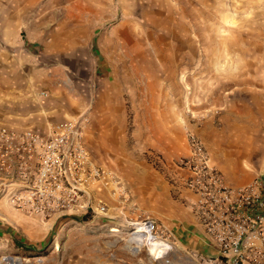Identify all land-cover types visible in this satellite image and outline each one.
I'll return each mask as SVG.
<instances>
[{
    "label": "rangeland",
    "instance_id": "obj_1",
    "mask_svg": "<svg viewBox=\"0 0 264 264\" xmlns=\"http://www.w3.org/2000/svg\"><path fill=\"white\" fill-rule=\"evenodd\" d=\"M91 9H98V14L92 15ZM12 22L25 28L28 24L33 31L64 25L72 35L78 26L91 22L97 27L95 39L106 36L105 45L113 60L108 66L110 74L130 73L131 88L141 83L137 79L141 73L147 89L172 86L176 80L171 74L178 73L182 87L198 88L196 98L202 100L203 87H218V80L209 72L219 66L204 63V56L226 57L224 66L232 70V57L239 55L244 74L255 68L264 78V0H0V26ZM220 29L226 31L225 36ZM220 39L226 41V49L219 45ZM123 41L129 49H122ZM72 47L61 59L68 64L71 76L65 93L69 95L67 102L78 110L73 116L87 125L92 107H79L73 95L79 89L90 95L103 73L98 74L97 65L83 59L93 60L91 46L83 49L73 41ZM42 52L35 50L37 62L21 63L25 54L18 53L16 44L7 45L0 35L1 124L20 129L18 125H23L45 134L62 121L64 111L59 107L66 104L60 101L58 89V96L51 95L44 81L36 78L28 80L34 86L27 92L22 89L24 79L18 81L12 72L27 66L36 76L42 66L51 69L61 65L56 59L43 57ZM122 55L129 56L128 63L115 62ZM244 77L251 78L250 74ZM18 89L21 102L7 97ZM209 98L214 100L216 95ZM187 114L192 121L199 117L192 111ZM112 228H119V233H113ZM130 233L127 223H109L103 218L41 222L0 201V264H136L139 257L126 248ZM186 252L182 264H190Z\"/></svg>",
    "mask_w": 264,
    "mask_h": 264
},
{
    "label": "crops",
    "instance_id": "obj_2",
    "mask_svg": "<svg viewBox=\"0 0 264 264\" xmlns=\"http://www.w3.org/2000/svg\"><path fill=\"white\" fill-rule=\"evenodd\" d=\"M94 13L97 15L98 9H91V14ZM26 27L13 22L10 26H0L4 42L16 44L18 53L25 54L21 63L37 62L34 53L40 49L43 57L56 59L61 65L51 69L42 66L35 72L36 76L27 66L23 71L12 72L18 81L24 79L22 89L27 92L34 86L28 80L36 78L44 81L51 95L58 96L55 92L59 90V99L66 104L59 107L64 111L62 121L73 118V112L78 111L74 104L67 102L69 95L65 91L70 86L71 76L68 64L61 62L74 47L73 41L83 49L92 47L93 60L86 56L83 59L95 63L98 74L103 73L90 95L83 93L85 89H79L73 98L79 107H92L85 138L93 160L121 177L130 203L136 206L135 211H131L129 205L124 209L118 207L109 192L100 187L97 194L109 207L105 220L123 225L128 216H148L164 224L177 237L181 249L213 254L214 247L190 206L193 196L186 186L187 173L179 166L180 159L189 154L186 134L191 130L200 138L227 185L242 187L258 176L264 177V78L261 74L255 68L244 74L239 55L232 57V70L224 66L226 57L204 56V63L219 66L215 67V72H209L218 80V87L213 90L203 87L202 100L196 98L200 95L198 88L188 84L182 87V75L178 73L171 74V79L176 80L172 86L163 84L155 89H147L141 73L137 75L141 83L131 88L130 73L110 74L108 66L113 60L105 45L106 36L95 39L97 27L91 22L78 26L74 35L64 25L49 31H33L28 24ZM23 31L25 36H22ZM220 32L225 36V30L220 29ZM218 43L224 49L228 46L222 39ZM128 47L123 41L122 49ZM120 61L128 63L129 56H118L115 62ZM249 64L255 67L252 62ZM248 74L250 79L244 77ZM19 91L7 97L21 102L22 95H16ZM212 94L216 95L214 100L209 98ZM188 111L199 114L198 119L192 121Z\"/></svg>",
    "mask_w": 264,
    "mask_h": 264
},
{
    "label": "built area",
    "instance_id": "obj_3",
    "mask_svg": "<svg viewBox=\"0 0 264 264\" xmlns=\"http://www.w3.org/2000/svg\"><path fill=\"white\" fill-rule=\"evenodd\" d=\"M85 127L75 117L45 134L0 123V201L41 222L108 219L109 207L97 194L101 187L118 207L135 211L121 177L93 160ZM186 138L189 154L179 166L187 173L193 214L214 252L187 251L185 258L190 264H264V177L242 187L227 185L200 138L191 130ZM126 223V248L139 257L136 264H182L185 250L164 224L148 216H128Z\"/></svg>",
    "mask_w": 264,
    "mask_h": 264
},
{
    "label": "trees",
    "instance_id": "obj_4",
    "mask_svg": "<svg viewBox=\"0 0 264 264\" xmlns=\"http://www.w3.org/2000/svg\"><path fill=\"white\" fill-rule=\"evenodd\" d=\"M83 220H86V219H83ZM17 243V242H16ZM18 244V243H17ZM24 248H28L27 246H23Z\"/></svg>",
    "mask_w": 264,
    "mask_h": 264
}]
</instances>
